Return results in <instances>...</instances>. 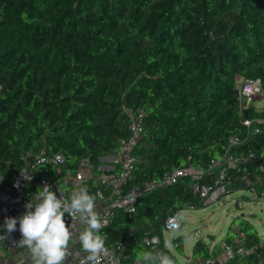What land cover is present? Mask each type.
Listing matches in <instances>:
<instances>
[{"label": "trees", "instance_id": "16d2710c", "mask_svg": "<svg viewBox=\"0 0 264 264\" xmlns=\"http://www.w3.org/2000/svg\"><path fill=\"white\" fill-rule=\"evenodd\" d=\"M251 78L264 90V0H0V171L11 178L10 164L21 166L22 156L41 150L62 153L70 169L80 158L97 165L127 136L128 109H142L131 183L191 164L213 188L217 171L209 162L235 136L233 152L257 154L263 168L247 161L228 175L248 170L259 194L264 106L241 114L237 88ZM243 188L240 179L225 186ZM202 205L181 178L142 196L134 213L119 212L111 238L133 230L122 264L148 251L139 240L144 231L160 232L168 215ZM186 239L173 238L179 254ZM222 240L234 251L222 264H264V236L244 215L234 216L213 246L197 239L189 264L214 257Z\"/></svg>", "mask_w": 264, "mask_h": 264}, {"label": "built area", "instance_id": "2783aa9c", "mask_svg": "<svg viewBox=\"0 0 264 264\" xmlns=\"http://www.w3.org/2000/svg\"><path fill=\"white\" fill-rule=\"evenodd\" d=\"M240 113H244L248 103L255 99L264 97V90L259 78L242 79L237 84ZM144 111L139 109L137 112L128 109V134L126 137L119 139L118 152L107 161L95 165L89 158H80L74 169L65 167V157L62 153L45 154L44 151L38 153L27 152L22 156L23 163L21 166L10 164L13 170L12 177L8 178L5 173L0 171V234L5 232L4 220L7 217L19 218L26 211V204L31 200L33 204L37 203L36 191L38 187L45 184L56 192L57 197L62 196L67 199L72 192L81 188L86 189L89 194L96 196L97 211L101 214L104 227L101 228V234L105 236L106 253H102L99 264H122L124 259H129L128 249L131 246L130 237L133 230L130 228L125 233V238H111L108 229L119 212L131 214L137 209L138 200L147 193L160 189L175 183L181 178H187L190 181L192 191L203 198L206 204L219 197L227 191L225 186L238 179L243 181L255 197L264 199V192L257 193L255 183L249 176L247 170L240 177L228 175L230 170H238L239 166L252 161L257 164L259 169L263 168L260 163V157L249 152L247 154H236L233 148L240 143V140L231 136L227 139V147L220 159H211L208 169L216 170L217 175L214 180V187L200 183L199 179L204 172L191 164L177 167L171 171L161 173L158 177L146 179L140 183H131L135 170L137 156L133 148L142 134V119ZM243 123L247 131L254 132L252 120L244 117ZM222 181V182H220ZM63 189L61 193L57 188ZM66 224H71V218L65 214ZM85 225L77 223L76 231L73 233V240L70 241V255L65 264H81L85 253L77 239L78 232ZM180 227L178 213L175 212L166 217L161 225L160 232L146 230L139 237L140 242L148 248V251L155 254H166L163 231L173 232ZM22 235L17 223L16 231L7 236L6 239L0 240V264H17L21 261H28L26 257L27 250L15 246ZM173 241V239L171 240ZM163 244V245H162ZM168 249V248H167ZM239 253L248 252L244 246H238ZM234 251L225 241H220L218 252L214 257L200 260V264H222L232 258ZM142 257V256H141ZM136 258L131 260V264H144L142 259ZM258 264H263L260 260Z\"/></svg>", "mask_w": 264, "mask_h": 264}, {"label": "clouds", "instance_id": "9594fccd", "mask_svg": "<svg viewBox=\"0 0 264 264\" xmlns=\"http://www.w3.org/2000/svg\"><path fill=\"white\" fill-rule=\"evenodd\" d=\"M57 191L61 193L63 189L58 187ZM36 194L38 202L33 204L30 200L21 217L5 218V232L0 234V240L16 231L19 223L22 239L15 246L27 250L26 257L30 258L31 264H65L70 255V241L77 223H80L85 227L78 232L77 239L86 254L81 264H99L106 249L105 236L100 231L104 225L97 211L96 196L81 188L67 199L58 198L47 184L38 187ZM65 214L71 218L70 225L66 224ZM141 259L144 264H174L168 255H154L150 251L144 252Z\"/></svg>", "mask_w": 264, "mask_h": 264}, {"label": "rangeland", "instance_id": "374dc122", "mask_svg": "<svg viewBox=\"0 0 264 264\" xmlns=\"http://www.w3.org/2000/svg\"><path fill=\"white\" fill-rule=\"evenodd\" d=\"M261 108L264 106V97L255 99L248 106ZM110 159L105 155L101 156L100 162ZM178 220L180 227L173 232L163 231L166 247L177 257L181 264H186L191 255V249L195 241L203 238L211 246L218 242L226 232L232 218L236 215L248 217L255 228L264 234V199L254 197L247 189H236L224 191L219 197L198 208L179 209ZM187 235L184 243V253L179 254L171 241L178 235ZM17 264H30L28 261H21Z\"/></svg>", "mask_w": 264, "mask_h": 264}, {"label": "crops", "instance_id": "0c3cea01", "mask_svg": "<svg viewBox=\"0 0 264 264\" xmlns=\"http://www.w3.org/2000/svg\"><path fill=\"white\" fill-rule=\"evenodd\" d=\"M106 156H109V157H112L111 155H106ZM261 235H263L264 236V234H261ZM173 243V242H172ZM185 243V242H184ZM174 245V244H173ZM213 246V245H212ZM183 249H184V244H183ZM170 251V250H169ZM171 252V251H170ZM172 253V252H171ZM173 254V253H172ZM191 254H192V249H191ZM175 255V254H174ZM177 258V257H176ZM178 260V259H177ZM190 260H191V255H190V258H189V261L186 263V264H189V262H190ZM200 260L201 259H197V260H194L193 261V264H200ZM179 261V260H178ZM180 263V262H179ZM181 264V263H180Z\"/></svg>", "mask_w": 264, "mask_h": 264}]
</instances>
